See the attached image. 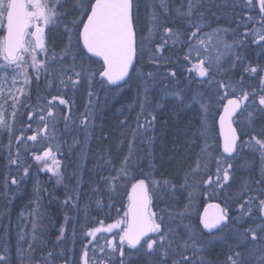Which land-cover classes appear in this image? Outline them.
<instances>
[{
  "label": "rangeland",
  "instance_id": "1",
  "mask_svg": "<svg viewBox=\"0 0 264 264\" xmlns=\"http://www.w3.org/2000/svg\"><path fill=\"white\" fill-rule=\"evenodd\" d=\"M49 2L51 3L52 0ZM136 5L139 9L138 43L141 38H144L145 48L144 56L141 59L150 60L162 35L161 28L154 27L152 23V12L154 10L160 12L159 1L134 0V6ZM135 13L136 8L134 7ZM160 21L162 23L161 16ZM150 29H152V35L149 38ZM67 43L68 37L64 34L63 24L53 28L51 33L48 28L45 29V46L49 50V58L46 62V70L42 69L43 78L50 92L68 96V104L64 106L67 117L66 121H63V127L65 134L77 133L73 144L79 142V153L82 152L81 159L77 164L79 167L77 175L73 177V184L76 186L74 188L76 197L73 201L74 218L65 257H63L62 245L59 247V254L55 253V249H53L51 256L48 252L45 254L40 248V246H47L50 226L47 223L48 212L44 210V206H47L45 188L42 178L38 177L48 173L50 174L49 179L52 180L55 177L52 175L54 173L46 171L44 167L38 170L31 167L30 163L27 166H23L21 163L19 166L12 165L9 160L10 155L12 159H16L17 155V145L14 142L11 144V152L9 150L10 140L14 141L23 125H26L25 112L27 113L29 110L28 105L32 98L33 101L37 98L36 103L30 108L34 110L37 102L41 100L38 92H42L43 95V89L40 87L41 90H36V87L34 88L32 85V82L34 83L33 67H31V59L28 54H24L25 61H27L24 67L27 69L29 83H25V77L20 69L13 71L15 65L10 66L6 72L0 73V104H3V109L0 111L3 112L8 124L12 126L11 133L0 127V246L7 249L8 264H58L63 259L66 260V264H83L82 253L85 246H87L91 258L95 242L89 243L90 238L86 237V232L91 228L100 227L99 222L101 221L104 226H107L124 218L128 204L127 192L135 182L130 178H133L135 173L141 172L140 166H144L140 163L142 160L147 162L146 169L149 170L144 173L146 179L151 177L156 180H169L176 186L175 190L161 193L159 201L156 196L153 197V210L159 212L160 209H167L173 213L186 212V215L180 217L172 227L182 240L188 242L189 247L182 254L189 256L193 264H227V258L233 251L247 253L248 248L252 247L251 241L250 239L246 241L241 234L248 227L254 225H251L246 217L239 218L237 200L241 195H243V200H247L249 195L264 198L261 195L264 193V184L257 183L264 176V161L261 160L259 152L250 150L245 145L243 150L238 151V155L230 161L233 165L232 179L229 181L231 187L225 186L221 189L216 186L212 167L217 168L216 159L221 154L216 126L222 107L221 102L217 100L218 93L215 91L214 85L210 86L203 82V79L195 71H188L196 61L190 58L185 62L184 71L188 81H185L183 87L178 88L179 84L169 87L153 109V111L161 110L163 101L165 103L164 110L167 111L165 119L162 118L161 122L157 119L150 121L146 117L152 112L150 79L146 78L147 73L142 68L139 67L137 72L133 73L134 77L119 88H110L107 84H101L99 76H95L89 82L88 73H97L101 65L93 59L89 60L87 56L82 58L79 48L73 49V56H75V61H73L72 56L64 55ZM73 44H75V37H73ZM211 51L215 55L213 50ZM236 53H239L243 58V64L236 63L235 69H233L229 63L226 66L225 58V62L220 71L215 73V77L216 79L239 81L243 76L245 88L250 91L251 88L256 87L259 79L250 73L242 72L241 69L249 63L252 66H264V48L253 43L251 38L242 42L240 51ZM52 54L56 55L55 60L51 59ZM62 55L63 60L60 59ZM43 58L44 54L38 53V59ZM6 63L0 56V64ZM81 64L86 71H81ZM73 67L76 71H81L80 84L75 88L65 86L67 85L66 78L72 76L69 69ZM61 79L65 80V85L59 84ZM200 83L201 85H199ZM210 87L213 89L212 91L209 90ZM90 92L93 93L91 97L89 96ZM176 92L181 95L206 93L205 100L210 101L212 105L207 113V136L201 129V124L205 120L203 110L198 104L190 107L178 106L177 97L174 95ZM13 98L19 101L15 109L12 107ZM229 98H231V94H229ZM226 101L224 100L222 103L224 104ZM13 111L17 113L15 120L11 115ZM249 111L251 112L253 109L249 108ZM59 122L61 120L56 122V125ZM235 123L238 129L240 128V132H248L259 138L261 122L260 126L259 121L249 124L245 113L238 116ZM84 132L85 134H83ZM242 137V141H247L250 138L249 135ZM107 139V154L104 160L106 167L120 169L125 160H128V176L118 182L115 191L110 188L108 183L95 179V168H102V165L99 164L102 143H105ZM206 141L211 146L210 154L207 157L202 152ZM29 147L42 148L37 142L28 145ZM22 150H25L23 146L20 148V153ZM2 162L3 165H1ZM33 163L41 162L33 160L32 165ZM171 165L176 167L175 171L172 170ZM24 167H27V175L22 170ZM114 176L116 175L114 174ZM186 176L189 177L187 181L185 180ZM13 177L17 181L16 184L11 183ZM209 177L213 180L211 184L207 183ZM103 191L110 199L107 212L112 213L118 205L121 206L118 210L121 211L120 216H111L113 220L112 218L107 219L108 223H104L103 219L91 217L92 208L97 210L98 216L102 212L100 206L103 204ZM216 196L223 201L230 222L227 227L223 228V231L205 236L199 224L200 211L203 204L205 205L211 200L208 197ZM204 197L207 199L205 200ZM243 200L240 202L242 203ZM66 201L71 202L70 199ZM253 211L255 213V209ZM185 225L189 226L188 230H185ZM97 235L100 238V243L103 244V237L106 236L110 240L114 233H98ZM193 244L195 247L192 246ZM245 244L248 247H238V245ZM124 249V264H152L153 260L158 259V257L146 258L145 255L130 250L127 245L124 246ZM3 255L5 253L0 251V256ZM97 256H103V254L97 253ZM180 258L179 254H170L169 264H172L173 261H180ZM111 260L112 264H119L120 258L113 255ZM89 264H92L91 259ZM250 264H256V261L252 260Z\"/></svg>",
  "mask_w": 264,
  "mask_h": 264
},
{
  "label": "snow or ice",
  "instance_id": "2",
  "mask_svg": "<svg viewBox=\"0 0 264 264\" xmlns=\"http://www.w3.org/2000/svg\"><path fill=\"white\" fill-rule=\"evenodd\" d=\"M202 5L200 0H187L186 11L176 8L175 11L179 17L187 19L199 20L202 17L199 14V8ZM134 7L136 13L134 14ZM160 12H152V23L154 27L161 28L164 37L160 43L156 44L150 59L153 63H159L164 60V52L167 50L169 40L175 43L185 44L187 52L185 53V61L190 58L196 62L189 72L195 71L196 74L203 78V82L215 85L217 91V100L221 102L223 108L222 114H219V125L221 135L223 137L222 153L216 159V186L223 189L225 186L231 187L229 181L232 179L231 169L233 167L230 162L238 155V151L243 150L246 145L250 150L259 152L261 160L264 161V139L258 138L257 135H250L248 132L237 133L236 127L233 126L234 117L237 112L241 115L247 114L249 124H252L257 116L264 118V66H252L250 63L241 69L242 72L250 73L259 79V86L246 90L243 76L239 81L231 79H216L215 73H218L225 62L229 63L235 69L236 63L243 64V58L239 53L234 52L238 47L235 43H228L220 36L224 29H215L211 34L204 33V25L195 23L191 25L194 30L188 35L187 40L181 39L179 30L172 27H164L160 21L161 15H169V0H159ZM245 8L248 11L258 9L261 20L264 21V0H245ZM139 9L138 5L134 6L133 0H0V56L6 61V64H0V73L6 72L10 66L15 65L13 71L20 69L25 77V83H29L27 69L24 67L25 55L28 54L31 59V67L36 70V79H39L40 71L46 70V62L48 60V49L45 46V29H49V33L57 25L63 24L64 34L68 37V43L64 48V55L73 56V49L79 48L82 58L87 56L89 60L92 57L100 58L101 67L97 73H88L89 82L95 76H99L101 84L122 87L127 84L133 77L130 73L137 72L135 67L140 62L145 53L144 38L138 43L137 27L139 25ZM70 18V19H69ZM251 21V15L247 16ZM51 26V27H50ZM31 29V31H30ZM152 35V29L149 30V38ZM248 33L245 32L247 37ZM75 37V44H73ZM252 42L264 48V23H261L259 29L252 32ZM212 49H216V54H212ZM222 49V50H221ZM38 53H43L44 58L38 59ZM91 54V55H88ZM63 55L60 57L63 60ZM52 60L56 59V55L52 54ZM72 76H68L67 85L65 80L61 79V84L75 88L80 84L81 71H86L81 64V71L70 68ZM148 79L152 78V73L146 74ZM168 76L175 78L176 72L167 73ZM75 77V79H73ZM6 78V77H5ZM251 78V77H250ZM213 89L210 87L209 89ZM229 94L234 98H229ZM93 93H89L91 97ZM177 97L178 106L190 107L199 105L200 109L205 113V120L201 124L202 132L205 136L208 133L207 113L212 107L210 101L205 100V94L196 93V95L174 93ZM251 97V99H250ZM59 100L61 105H67L68 101L59 97H53V100ZM227 100L226 104L222 102ZM19 101L13 98L12 107L15 109ZM52 103L48 102L46 107H39V110L29 109L26 113V128L33 132L32 135L24 134L21 129L15 140H10L9 150L11 152V144L17 145V159L9 156L10 164L19 166L20 148L23 146L28 149L27 142H37L38 137L47 140L49 128L53 130L55 117L52 112ZM252 108L253 111H249ZM3 109V104H0ZM13 120L16 118V111L12 112ZM36 117L34 120L33 117ZM154 119V117H153ZM38 126L35 130L32 124ZM86 123V122H85ZM261 129L259 136L264 137V119L261 120ZM0 127L12 131V126L8 124L3 112L0 111ZM255 131V129H253ZM249 135L247 141H242L241 137ZM211 146L205 142L202 149L204 156L207 157ZM36 161L41 162L46 171H52L57 177V183L62 182L63 176L59 171L60 163L55 159L51 146L43 148V154L37 155L33 153ZM51 160V164L48 161ZM199 167V165H198ZM23 172L27 175V167ZM128 176V160L124 164L116 176L111 177L106 183L115 191L118 182L126 179ZM188 176L185 177L187 181ZM12 184L17 181L13 177ZM207 183H213L209 177ZM264 184V176L257 182ZM151 185V190H150ZM175 185L169 180H156L151 177L147 179H139L132 185L133 195L129 197L130 203L128 210L124 213L123 219H118L114 223L107 226L100 223V227L91 228L86 232L89 237V243L93 244V256L90 258L85 246L82 253L83 264H112V256L116 255L120 258L119 264H124L125 249L127 245L130 250L145 255L146 258H157L152 264H169L170 254H179L180 261H173L172 264H193L192 259L183 255L189 244L182 240L181 236L172 227L177 223L180 217L186 215L181 212H170L167 209H160L159 212L153 210V197L156 196L160 200L161 193L175 190ZM247 187V186H246ZM264 196V193H261ZM241 195L237 204L239 207V218L245 217L251 225L241 235L247 241L250 239L252 247L248 248L247 253L233 251L227 258V264H250L252 260L256 264H264V198L248 196L247 200H243ZM68 203V201H65ZM158 206V204H157ZM219 208V205L215 206ZM255 209V213L253 211ZM255 216V218H253ZM67 220V217H66ZM229 216L227 211L220 209L218 213L209 217L205 214L201 220L203 229L211 232L215 229L217 232L223 231L228 226ZM123 225V227H122ZM185 230L189 229L188 225L184 226ZM114 230H118L115 231ZM64 229H61L60 238L63 237ZM98 233H114L109 240L103 237L104 243H100ZM195 247V245H192ZM238 247H248L238 245ZM0 251L5 255L0 256V264H8L7 249L0 246ZM102 253L103 256H97ZM51 256V253H49Z\"/></svg>",
  "mask_w": 264,
  "mask_h": 264
},
{
  "label": "trees",
  "instance_id": "3",
  "mask_svg": "<svg viewBox=\"0 0 264 264\" xmlns=\"http://www.w3.org/2000/svg\"><path fill=\"white\" fill-rule=\"evenodd\" d=\"M186 4H187V0H169V15L167 16L161 15L162 25L164 27H172L174 30H179V32L182 34L181 39L185 41L187 40V37L188 35H190L191 31L194 30L193 28H191V25L195 23H200L204 25V29H203L204 33L211 34L215 29L227 30V31H222L220 33V36L223 37L228 43L237 44L238 47L234 49V52H239L241 48V43L244 42L246 39H251L253 30L255 28L259 29L261 26V24H258L259 22L258 20L249 21L247 19V16L250 14V11H248L245 8V0H200V4L202 6L199 8V14L202 18L199 20L187 19V18L179 17L177 15L175 9L183 7V9L186 11ZM255 23L257 25H255ZM160 30L162 34L161 40L167 39V37L163 36L162 29ZM245 32L248 33L247 37L245 36ZM161 40L159 41V43L161 42ZM166 49L167 50L163 54L165 59L160 61L159 63H153L151 59L150 60L140 59V62L136 64V69L140 67L145 71V73H152V78L149 81V89L151 91L150 105L152 107L151 109L152 112L146 115L147 119L150 121L153 119V117L154 119H157L160 122L162 118L165 119L167 115V111L164 110L165 103L163 101L161 102V104H163L161 110L153 111V109L158 104L160 98L162 99V96L166 94V91L169 89V87L176 86V84H179L178 88H182L183 87L182 85L187 80L184 71V69L186 68L185 65L186 64L185 53L187 52L186 45L181 43L173 44V42L169 40ZM212 50L216 54L217 50L216 49H212ZM227 64L228 63L226 62V66ZM225 70H227V67H225ZM171 71L176 72L175 78L167 75V73ZM134 74H132V77H134ZM32 76L34 77V83L32 82L34 88L36 87V90L37 89L41 90V88L43 89V95L42 92H38L40 93L41 100L37 102V106L34 108V110H39V107H46L48 102H51L53 105L51 110L55 117L53 121V123L55 124V128L53 130L50 127L47 134H43V133L41 134V135H47L48 136L47 140H43L40 137H38L37 143L40 144L42 148L36 149L35 146L34 148L29 147L27 150H22L19 156V163H21L23 166H27L30 163L31 167L33 166L38 170L42 169L43 168L42 163H37V164L33 163L32 165V161L35 160L33 157V153L37 155H42L43 148L46 146L52 147L53 153L55 154V159L60 163L59 171L63 176L62 182L57 183V177L54 174H52L53 176H55L52 178V180L49 179L50 174L48 173L47 175H41V176L39 175L38 177V178H42L43 186L45 188L44 193L46 195L47 206L46 207L44 206V210L48 212L47 223L50 226V232L48 235L49 241L47 243V246H40V248L45 254L47 252L51 253L53 249H55V253L59 254L58 252L59 247L62 245L64 249L63 257H65L64 254H67V241L69 239V232L71 230L72 220L74 218L73 201L75 200L76 197V193L74 192V188L76 186L73 184V179H74L73 177H76L77 175V171L79 169L77 164L81 159L80 155L82 154V152L79 153V149H78L80 147L79 142L76 143L75 145L73 144L74 141L76 140L75 136H77V133L73 132L70 134H65V130L63 127V121H66V117H67V112L64 107L65 105H61L58 99L53 100V97H59L61 99L68 101L67 99L68 96L67 95L61 96L55 94L54 92H50V89L47 87L45 80L43 78V70L40 71L39 79L37 80L36 70L32 68ZM217 79H221V78H217ZM199 85H201V83ZM213 87H215V85ZM35 99L36 100L33 101L32 98L31 103L28 105L29 109L36 103L37 98ZM167 103H170V101H167ZM33 119L35 120L36 117L34 116ZM59 120H61V122H59V124L56 125V122H58ZM37 126L38 125L36 123H33L32 124L33 130H35ZM22 129H24V133L27 136L33 134V132L27 130L25 124L23 125ZM216 132H217V137L219 138L217 126H216ZM83 134H85V132ZM68 135H72V136H68ZM33 144H35V142L32 141L27 142V146ZM102 145H103L102 152L99 156V162H100L99 164L102 165V168L100 167L95 168L96 170L95 179L106 182L111 177H114V174L116 175L117 174L116 172H118L120 169L117 168L111 169L110 167H106L104 160L106 159V154H107L106 147L108 145V139L106 140L105 143H102ZM16 159H17V155H16ZM35 162L37 161L35 160ZM50 162L51 160L48 161V163ZM140 163L144 165V166L142 165L140 166L141 172L135 173L133 178L131 177L130 179H134L135 181L139 179H146L145 177L146 175L144 173L146 171H149L146 169L147 162L145 160H142L140 161ZM1 165H3V162L1 163ZM212 168H213L212 174L216 175V167H212ZM175 169L176 167L172 166V170L175 171ZM172 170L170 171L171 174H172ZM110 173L111 175H109ZM164 175L167 176V174L165 173ZM106 195H107L106 192L103 191L102 192L103 204L100 206L102 208V212L100 213V216H98L99 214L96 213L97 210H95L94 208H92L91 210V214H92L91 217L97 218L99 220L103 219L105 221L104 223H108L109 221L107 219L112 218L114 215L118 217L121 214V211H118L121 208L120 205H118V207L115 208L114 212L112 213L107 212L110 199L107 198ZM100 198H101V193H100ZM208 198L223 203V201H221V199L218 198L217 196L208 197ZM69 199L71 200V202L65 203V201ZM204 199L206 200L207 197H204ZM62 228L64 229V232H63V237L60 238V233ZM60 263L64 264L66 263V260L64 259L60 260Z\"/></svg>",
  "mask_w": 264,
  "mask_h": 264
},
{
  "label": "water",
  "instance_id": "4",
  "mask_svg": "<svg viewBox=\"0 0 264 264\" xmlns=\"http://www.w3.org/2000/svg\"><path fill=\"white\" fill-rule=\"evenodd\" d=\"M88 55H91V54H88ZM92 58H94V59H96L97 61L100 62V58H98V57H92ZM130 75H131V73H130ZM108 86H109V85H108ZM109 87H115V86H109ZM226 103H227V102H226ZM226 103H225V104H226ZM222 112H223V108H222L220 114H222ZM239 113H240V112H237L236 116H235L233 119H235ZM217 126H218V131H219V136H220V141H221V151H222L223 137H222V135H221L220 125H219V117H218V120H217ZM233 126L236 127L234 123H233ZM236 129H237V128H236ZM237 133H238V130H237ZM238 134H239V133H238ZM234 155H235V154H234ZM136 182H137V181H136ZM136 182H135V183H136ZM135 183H133V184H135ZM133 184H132V185H133ZM132 195H133V193H132V186H131V187L129 188V190H128V193H127L128 205H129V203H130L129 197L132 196ZM216 205H219V208H216V207H215ZM220 209H224V206H223L222 203L217 202V201H209V202L206 203V204L204 205V207L202 208V210H201V212H200V216H199V224H200V228H201V230H202L205 234L210 235V234H214V233H216L217 231H216L215 229H213L211 232H209V230H207V229H203V225H202V223H201V220L204 218L205 214H207L209 217H211L213 214L218 213ZM127 210H128V206H127ZM127 210H126V211H127ZM224 210H225V209H224Z\"/></svg>",
  "mask_w": 264,
  "mask_h": 264
},
{
  "label": "flooded vegetation",
  "instance_id": "5",
  "mask_svg": "<svg viewBox=\"0 0 264 264\" xmlns=\"http://www.w3.org/2000/svg\"><path fill=\"white\" fill-rule=\"evenodd\" d=\"M249 15H251L252 16V21H259L258 22V24H261V23H264V21H262L261 20V17H260V15L258 14V9H254V10H251L250 11V14ZM248 15V16H249ZM255 25H257L256 23H255ZM262 76H263V74H261ZM259 86V82H258V84L256 85V87H258ZM261 120H262V117H259V116H257V118H256V120L255 121H259V126H260V122H261ZM258 127V126H257ZM261 129V128H260ZM260 131V130H259ZM258 135H259V133H258ZM259 138H261L262 139V137H260L259 136ZM242 140H243V137H242Z\"/></svg>",
  "mask_w": 264,
  "mask_h": 264
}]
</instances>
